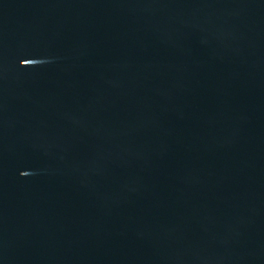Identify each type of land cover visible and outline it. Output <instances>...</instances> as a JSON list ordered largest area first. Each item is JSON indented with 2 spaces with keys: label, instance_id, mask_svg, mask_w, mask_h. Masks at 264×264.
I'll return each mask as SVG.
<instances>
[{
  "label": "water",
  "instance_id": "water-1",
  "mask_svg": "<svg viewBox=\"0 0 264 264\" xmlns=\"http://www.w3.org/2000/svg\"><path fill=\"white\" fill-rule=\"evenodd\" d=\"M0 264H264V0H0Z\"/></svg>",
  "mask_w": 264,
  "mask_h": 264
}]
</instances>
